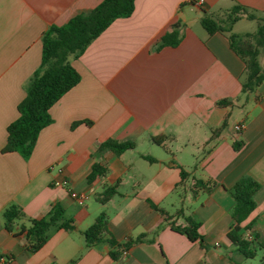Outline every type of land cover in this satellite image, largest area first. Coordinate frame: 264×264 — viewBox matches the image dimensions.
<instances>
[{"label":"crops","instance_id":"0c3cea01","mask_svg":"<svg viewBox=\"0 0 264 264\" xmlns=\"http://www.w3.org/2000/svg\"><path fill=\"white\" fill-rule=\"evenodd\" d=\"M102 1L0 0V251L10 264H261L264 82L242 93L244 64L229 46V33L210 35L200 21L204 15L221 18L235 5L263 18L264 0H203L201 8L190 0H135L131 15L115 19L70 58L80 81L50 108L52 122L39 133L29 159L2 152L25 85L40 67L43 33ZM174 27L178 43L158 48ZM256 29L257 21L243 16L231 33ZM238 124L240 132L234 129ZM156 137L163 142L155 143ZM109 140L133 142L134 148L99 151ZM95 164L105 173L89 181ZM181 170L188 174L184 181ZM243 178L259 184L255 209L240 225L255 249L250 259L229 238L234 205L229 190ZM63 179L69 188L53 186ZM197 180L215 186L203 189L195 186ZM108 187L117 193L98 202ZM69 190L84 194V202ZM10 204L24 217L7 231L2 212ZM54 205L74 228L51 229L47 242L31 251L21 229ZM101 213L108 218L107 238L123 244L143 236L142 241L117 260L107 242L87 248L82 233ZM188 216L199 224L202 240L171 229L170 222L186 226Z\"/></svg>","mask_w":264,"mask_h":264},{"label":"trees","instance_id":"16d2710c","mask_svg":"<svg viewBox=\"0 0 264 264\" xmlns=\"http://www.w3.org/2000/svg\"><path fill=\"white\" fill-rule=\"evenodd\" d=\"M135 0H103L99 5L87 13L73 16L63 26L51 25L43 33L42 54L40 67L33 73L25 85V98L18 105V118L7 127V143L2 152H17L23 159L28 160L35 147L37 138L42 129L51 124L50 108L70 89L80 81V75L70 63V58H77L86 47L99 36L115 19L128 17L134 10ZM243 16L257 21V29L253 33L236 35L231 33L232 25ZM201 25L208 34L217 32L229 33L228 41L231 50L244 64L245 78L242 83V93H253L264 82V17L256 18L253 14L239 5L225 11L221 18L204 15ZM178 43L176 27L165 34L158 48ZM223 101L220 104H228ZM218 131H213L212 138ZM157 144L163 142V137L153 138ZM134 148L133 142L106 141L99 145V151L109 149L116 154ZM149 161L153 159L148 158ZM105 169L94 165L88 176L92 181L97 175H103ZM181 179L184 181L188 174L181 170ZM195 186L211 189L215 182L197 180ZM259 189V184L250 178L239 180L229 191L234 199L231 209L233 219L229 238L237 246V250L245 258H254L255 249L252 243L242 237L240 225L247 220L255 209L254 195ZM117 193L115 187H108L97 195L96 200L107 203ZM166 221L171 220L164 211H159ZM183 214L182 210H179ZM24 217L22 210L15 204H10L2 212L4 226L11 231L13 224ZM186 226H177L170 222L171 229L187 236L190 241L202 240L198 233L199 224L191 217H185ZM53 228L72 230L71 220H66L64 210L58 205L52 206L49 211L39 219H30L29 227H23L21 232L26 234L30 243V250H39L48 240L49 232ZM87 248L99 246L107 242L111 246L109 253L113 260H117L131 246L142 241L143 236L129 239L120 244L110 236L108 218L105 213L99 214L92 225L82 233ZM264 264V262H261Z\"/></svg>","mask_w":264,"mask_h":264},{"label":"built area","instance_id":"2783aa9c","mask_svg":"<svg viewBox=\"0 0 264 264\" xmlns=\"http://www.w3.org/2000/svg\"><path fill=\"white\" fill-rule=\"evenodd\" d=\"M190 4H192L193 6L197 7V8H201L204 4L203 0H190ZM235 131L236 132H240L243 129V125L238 124L235 126ZM58 172L60 173L61 170H58ZM53 186L55 187H65V188H69V182L66 179L63 180H56L53 182ZM70 191V196L77 201L79 204H82L86 198V196L82 193L79 192H75L73 190H69ZM127 251H123V254H126ZM11 259L5 255L4 253H2L0 251V264H10Z\"/></svg>","mask_w":264,"mask_h":264},{"label":"rangeland","instance_id":"374dc122","mask_svg":"<svg viewBox=\"0 0 264 264\" xmlns=\"http://www.w3.org/2000/svg\"><path fill=\"white\" fill-rule=\"evenodd\" d=\"M246 23V22H245ZM256 259H257V257H256Z\"/></svg>","mask_w":264,"mask_h":264}]
</instances>
